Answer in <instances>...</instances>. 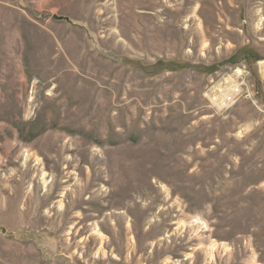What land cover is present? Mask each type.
I'll return each mask as SVG.
<instances>
[{
    "label": "rangeland",
    "instance_id": "374dc122",
    "mask_svg": "<svg viewBox=\"0 0 264 264\" xmlns=\"http://www.w3.org/2000/svg\"><path fill=\"white\" fill-rule=\"evenodd\" d=\"M0 264H264V0H0Z\"/></svg>",
    "mask_w": 264,
    "mask_h": 264
},
{
    "label": "built area",
    "instance_id": "2783aa9c",
    "mask_svg": "<svg viewBox=\"0 0 264 264\" xmlns=\"http://www.w3.org/2000/svg\"><path fill=\"white\" fill-rule=\"evenodd\" d=\"M246 70V66H243L242 69L235 70L233 75L227 77L231 78L230 81H227L226 78L224 83H221L220 86L216 87L223 89L220 94L215 95L212 99L217 108H227L236 103V101L243 96L249 97V91L247 90L249 86L245 77V74H248L249 72Z\"/></svg>",
    "mask_w": 264,
    "mask_h": 264
},
{
    "label": "water",
    "instance_id": "95a60500",
    "mask_svg": "<svg viewBox=\"0 0 264 264\" xmlns=\"http://www.w3.org/2000/svg\"><path fill=\"white\" fill-rule=\"evenodd\" d=\"M55 20H58V21H67V22H70L69 19L65 18V17H55Z\"/></svg>",
    "mask_w": 264,
    "mask_h": 264
}]
</instances>
